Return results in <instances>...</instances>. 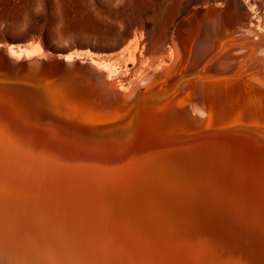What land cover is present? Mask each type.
Segmentation results:
<instances>
[{
	"label": "bare ground",
	"instance_id": "bare-ground-1",
	"mask_svg": "<svg viewBox=\"0 0 264 264\" xmlns=\"http://www.w3.org/2000/svg\"><path fill=\"white\" fill-rule=\"evenodd\" d=\"M256 22L247 0L193 7L173 29L168 61L127 87L91 50L0 42V117L39 150L78 164L16 156L5 176L13 207L0 264L183 259L147 251L138 238L150 232L184 237L210 264H264V33ZM92 247L100 254L89 257Z\"/></svg>",
	"mask_w": 264,
	"mask_h": 264
},
{
	"label": "rangeland",
	"instance_id": "rangeland-1",
	"mask_svg": "<svg viewBox=\"0 0 264 264\" xmlns=\"http://www.w3.org/2000/svg\"><path fill=\"white\" fill-rule=\"evenodd\" d=\"M227 1L0 0V42L62 55L90 56L91 50L127 87L142 69L168 61L173 29L193 7ZM247 1L264 33V0Z\"/></svg>",
	"mask_w": 264,
	"mask_h": 264
},
{
	"label": "snow or ice",
	"instance_id": "snow-or-ice-1",
	"mask_svg": "<svg viewBox=\"0 0 264 264\" xmlns=\"http://www.w3.org/2000/svg\"><path fill=\"white\" fill-rule=\"evenodd\" d=\"M2 108V105H0ZM54 131V130H53ZM5 133H7L5 141ZM81 148L89 149L94 147L85 142H76ZM19 154H27L37 161H53L58 166L72 168L78 166L77 161L70 158H58L53 151H41L34 142L27 137L20 136L10 131L9 126L0 117V231H2L4 223V215L6 208L11 209L13 204L11 201L6 202L4 199L5 192V176L11 175L16 166V156ZM259 185L262 197H264V171L259 177ZM115 239H121L119 234H113ZM150 252L168 251L171 254L182 257L181 260L175 261H123L118 258L111 260H84L80 264H210L209 255L201 252L197 245L187 242L184 237L179 235L163 236L158 233H148L138 238ZM62 256V252L59 253ZM100 253L94 247L87 249L89 257H95ZM57 264H63L62 260H58Z\"/></svg>",
	"mask_w": 264,
	"mask_h": 264
}]
</instances>
